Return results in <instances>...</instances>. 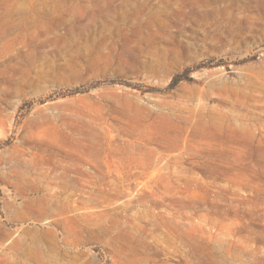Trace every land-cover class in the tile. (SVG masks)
<instances>
[{
    "label": "rangeland",
    "instance_id": "rangeland-1",
    "mask_svg": "<svg viewBox=\"0 0 264 264\" xmlns=\"http://www.w3.org/2000/svg\"><path fill=\"white\" fill-rule=\"evenodd\" d=\"M0 264H264V0H0Z\"/></svg>",
    "mask_w": 264,
    "mask_h": 264
},
{
    "label": "trees",
    "instance_id": "trees-1",
    "mask_svg": "<svg viewBox=\"0 0 264 264\" xmlns=\"http://www.w3.org/2000/svg\"><path fill=\"white\" fill-rule=\"evenodd\" d=\"M183 80H185L184 75H178L173 80V85L177 86L179 83H181Z\"/></svg>",
    "mask_w": 264,
    "mask_h": 264
}]
</instances>
